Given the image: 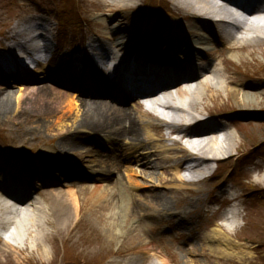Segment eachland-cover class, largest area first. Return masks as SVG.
<instances>
[{
	"label": "rangeland",
	"instance_id": "374dc122",
	"mask_svg": "<svg viewBox=\"0 0 264 264\" xmlns=\"http://www.w3.org/2000/svg\"><path fill=\"white\" fill-rule=\"evenodd\" d=\"M151 1L135 0L129 9L114 15V12L108 10L107 7L110 4L105 5V0L103 2L101 0H0V45L8 44L10 46L15 41L18 42V40L12 39L13 27L18 21L27 19L23 25L32 27L38 18L41 23L43 19L49 21L51 28L48 33L49 37L55 38L59 35L60 40L61 35L60 44L53 56L55 65L60 60H68L73 50L78 51L77 48L82 46L87 33L97 32L101 35L103 33L107 36L113 35L114 40L111 44H114L116 39H119L117 41L119 43L120 35L128 34L126 31L137 34L136 38L144 46L151 44L156 36H161L164 40L168 37L171 41L183 39V36L188 34V30L183 25L190 20L180 10L172 6L170 0H155L152 4ZM54 15L61 18L62 22L59 24V28L57 21L53 20ZM260 19L258 17L254 22H258L259 25L260 23L264 24V21ZM167 33H170V36L166 35ZM150 36L153 37L152 40H149ZM211 36L212 38L205 34V37L202 36V42L198 43L196 42L198 38H190L186 46L188 49L191 48L192 53L181 52L180 49L183 46H179L174 56L177 58L179 55H184L191 57L192 62L204 61L203 64L206 65L214 63L215 68L220 70L221 74H227L234 78L239 87L248 88L252 93V95L244 97L238 95L239 99H236L229 92L223 90L218 93L212 92L210 98L205 100L208 110L226 113L224 116L226 122L233 117L234 109L243 105L242 98L246 104L257 107L255 115H251V118H244L240 127L236 129L233 127L234 129L231 130L239 139L238 150H233L230 158H227L228 154H225L223 161L217 162L221 164L219 167L215 164L216 162L210 163L208 166L213 171L212 173L215 172V175L220 176L219 183L228 181L226 185L231 186V193L238 195L236 207L233 205L239 210L240 217L235 219L229 214L230 219L225 222L222 214L230 207L218 202H211V198L207 197L210 188L219 184L212 180L215 179V175L209 182L204 181L196 186L184 183V186H192L200 190L197 192L198 196L187 197V201L193 207L202 206L199 213L186 211L164 215L165 218L162 220L157 216L143 213L136 219L130 215L125 216L116 211L110 203L114 197H117L118 193L115 191H121L122 185L125 189L132 186L126 182L125 176L120 177V174H123L122 171L103 165L107 170L113 172L109 180L102 183V186L108 190L112 197L108 199L109 206L106 208L105 204L99 203L94 198L96 194L91 191L92 187H96L93 186L96 181L85 178L84 173H89L90 170L84 166L85 163L76 159L74 156L76 152L71 151L66 154L76 160L65 159L72 161L73 166H69V168L60 166L65 171L64 175L57 170H52L34 177L32 181L36 184L37 191L42 194L45 205L48 207L46 209L49 211L48 213H41L40 216L27 209L26 203L11 207L18 208L19 223L24 219L25 223L29 225V220L25 219L27 214L37 217L36 225L40 222L39 228L42 230L38 238L43 242H40L39 239L35 244L34 236L30 235L25 237L24 242H21L17 237L14 238L18 232L17 226L11 222L12 220L5 226V223L14 216H10L8 212L0 211V226L2 230L6 231L5 236L8 237L7 239L0 238V264H115L112 263L113 260L119 264H123L122 262L126 264L128 258L134 256V253L138 256L137 264H149L154 260L163 264H264V191L261 198L254 194V191L258 194L260 190H264V42L260 43L259 47H252L249 44L243 48H227L222 50L219 56L220 44L218 42L220 39L214 38L213 31ZM5 38L13 41L7 43ZM104 39L106 40L105 37ZM74 41L81 43L74 44ZM121 42L124 45L125 42L129 43L130 39ZM119 47H121V43ZM221 58L223 61L220 60ZM51 68V66L36 68L31 73L33 80L30 81V85H34L35 88L47 86L58 91L59 88L52 84L59 87L60 85L47 75L48 71L54 72ZM96 72L91 69L90 65H86L85 74L99 78L98 74H92ZM218 74L221 76L220 73ZM220 78L219 80H222V76ZM0 82V88L9 84L7 89L12 92L21 86L19 80L16 81L9 76L1 79ZM21 83L23 84V82ZM173 92L174 90H172ZM253 94H256V98ZM50 96L53 97L49 91L38 92V94L35 91L21 107L16 108L13 103L10 110L6 108L4 114H0V156L4 155L5 159H9L11 162L41 161L43 164L47 163L46 152L53 150L54 146L56 147L55 143L59 141L57 138L59 135L56 134L75 124H80L75 122L80 121L81 114L76 112L75 106H73L72 111H64V116L57 120L54 126L51 125V122H49L51 124H47L53 126L52 133H47L46 129L41 128L40 125L44 127L42 122H46L44 118L48 114L51 115L55 109V105L52 103L53 98ZM173 96L175 97V94ZM175 99L177 100V98ZM176 100L169 103H179ZM129 105H131L130 102H128ZM156 109L158 111H154L156 114L168 112L161 106H157ZM52 115L51 117H53ZM183 115L180 116L183 117ZM146 118L150 122L154 121L152 118ZM56 119L55 116L53 120ZM106 121L111 126L116 123L110 117H107ZM122 123L124 124V121ZM154 125L155 128L150 129L153 130V139L157 141V145L162 148H171L169 136L163 135L166 127L161 126L160 123L157 124V121H154ZM230 128L232 127H229V130ZM160 129H163V133L159 134L158 130ZM111 130L112 128L108 126L110 133H112ZM105 135L99 133L94 140L100 146L108 149L109 139ZM65 149L67 150V148ZM124 155L132 157L130 154ZM167 157L171 159L176 157L177 160L179 154L168 153ZM137 159L138 157L135 160ZM147 162L155 164L151 158L147 159ZM131 166L139 174L138 181L146 187L150 186L151 184L146 185L149 183L147 180L150 179L148 174H141L143 171L141 163L132 162ZM53 177L55 179H52ZM71 181L76 184L71 185ZM157 190L165 189L158 185ZM144 192V188L134 191L140 195ZM143 203L145 204V202ZM207 204H209V208L205 209L204 205ZM146 210L149 212L148 209ZM178 210L183 211L182 209ZM14 218V221L18 220L16 217ZM235 221L238 226L231 231L230 227ZM221 222L225 223V226H221V228L219 226L220 230L231 235V238L242 250V255L230 252L215 254L205 246L204 235L213 229H218ZM16 224L18 223L16 222ZM180 224H183L184 227L180 228ZM34 229L36 226L30 228L33 235L38 232ZM0 233L4 234L2 231ZM43 250L47 253H44ZM51 261L52 263H50Z\"/></svg>",
	"mask_w": 264,
	"mask_h": 264
},
{
	"label": "bare ground",
	"instance_id": "6f19581e",
	"mask_svg": "<svg viewBox=\"0 0 264 264\" xmlns=\"http://www.w3.org/2000/svg\"><path fill=\"white\" fill-rule=\"evenodd\" d=\"M101 1L103 2L104 0ZM105 1V5L110 4L107 8L109 11L114 12V15L122 10L129 9L133 5L132 3L135 2V0ZM170 1L172 6L180 10L182 14L190 20L188 23L184 24L183 27L188 30V34L191 38H198V41H196L197 43L202 42V36L208 31V26L212 25L219 27V32L216 31L218 37L225 36V47L222 50L237 47L243 48L247 47L249 44L252 47H259L260 43L264 42V24L260 23L259 25L258 22H254L258 17L261 18L260 20L264 21V0H220L221 3H218L217 0ZM230 6H233L236 10L232 9ZM237 10L245 13V17L238 20L234 25L235 32H238L240 34L239 36L229 34L226 28L223 27V25L227 26L226 24H232L231 20H236L235 15L238 14ZM135 21L137 20L135 19ZM26 22L27 19H23L22 21H18L13 27L12 39L18 40V42L15 41L14 44L10 45V47H14L12 48L13 50L10 51L14 56L20 55L18 51L17 53L15 52V48H18L21 53H26L28 49H36V45L32 43V41L36 39V36L32 35L34 30H39L38 33L43 39L48 37V34H46L48 31L47 28L44 26L41 28H37L36 26L27 27L23 25ZM126 33L128 34L120 35L121 40L117 43L119 39H116L112 47L114 48L119 45L123 40L130 39V42H125L118 51L128 53L132 56V59L129 61L126 68L123 67L121 70L113 72V80L110 84H103L97 80L90 79L88 75H85V78L82 77L84 82H78V80L75 79L76 70L67 65V60H65L56 65L52 64L51 70L54 72L48 71L47 74L48 77H52L56 80V83L60 84V87L56 84H52L59 88L58 91L47 86H38L35 88L27 84L24 85V87H22L23 85L21 84L15 92L7 89L9 84H5L6 86L4 88H0V114H4L6 108L10 110L13 103H15L16 108L21 107L35 91H37V94L38 92L49 91L53 95V97L50 96V98H53L52 103L55 105V109L52 111L53 115L51 114L53 117L48 114L47 117L44 118L47 123L42 122L44 127L40 125L41 128L46 129L45 131L47 133L53 132L55 122L64 116L65 110L72 111L73 106H75V111L81 114L80 121L75 122L80 124H75L71 126V128L61 130L60 133L56 134L59 135L57 137L59 141L55 143L58 148L57 153L67 158L62 148H67L65 152L68 153H71V151L76 152V155H74L76 159L85 163L86 168L91 169L92 173H97L99 168L107 172L111 171L107 170L103 165L108 168L120 170L122 171L121 173H123L120 174V177L123 178L125 176L127 178L126 182L132 185L126 189L122 185L121 191H115L118 195L114 197L110 203L116 211H119L125 216L130 215L131 217H135V219L143 213L157 216L160 220L165 218L164 215L184 213L186 211L199 213L202 206L193 207V205L187 201V197L198 196L197 192L200 190L192 186H184V181L194 186L199 185L204 182L205 176L203 175L208 172L210 163L221 161L225 154H228L227 156L230 158L232 156V151L238 150L239 142L237 135L231 130L240 127V125L243 124L244 118H251V115H255L254 113L257 111V107L246 104L244 98H242L241 102H243V105L234 109L233 117L230 118L226 124L217 125L214 120L226 114L220 111L208 110L205 106V100L210 98L212 92L218 93L223 90L229 92V94L236 99H239L237 98L238 95L244 97L245 95H252V93L249 92L248 88L244 89L243 87H239L234 78L227 74H221L220 70L214 67V63L206 66L204 71L199 73L195 72L197 67L193 64L194 62L191 61V58H186V61H176V58L172 56L179 46L184 45L180 49L181 52L186 54L189 53V49L184 44V38L171 41L168 37L164 40L161 36H156L155 38L150 36L149 40H152V38L154 40L149 44V48H147L142 45L137 38L134 39L135 34L129 35L128 31H126ZM166 35L170 36V33ZM103 36L106 38V44H104L103 40L100 38L98 40V47L101 48H95L94 51L104 58H110L113 62L115 61V57H112V52L107 49L106 46L114 40V36H107L105 33H103ZM214 36L217 38L216 35ZM209 37L212 38V36ZM162 43H164L165 48H158ZM185 47L186 49L184 50ZM159 50L160 53L158 57H152L155 56ZM13 54L10 55V53H8L7 56L11 60H14ZM220 60L223 61L222 58ZM155 64H159L160 71L154 69L158 67L155 66ZM169 65H172L174 68H170ZM12 68L13 66L7 58L4 59L3 62H0V81L1 77H3L1 75L2 71L5 69L7 71H12ZM223 72H225V69H223ZM17 73H20V71L17 70ZM218 73L221 74L222 80H219L221 76ZM183 80H187V83L182 84ZM69 83H73V85ZM172 83L177 84L173 93L172 91H167L168 88L158 91L159 88L167 87ZM94 87H97V89H94ZM156 91H158V93H163L153 96ZM141 92L144 93V96L148 97L143 101V103L145 102L148 105V110H144L142 108L143 103L140 102L134 103L131 105L132 107L126 106L125 101L129 99V97L135 96ZM164 94L165 96L163 97ZM173 94H175V97ZM253 96L256 98V94H253ZM175 98H177V100ZM174 100L179 103H169ZM108 104L114 107H110L111 105ZM65 106L68 109H66ZM157 106L167 108L171 110V112L156 114L155 112H158L156 109ZM178 114H187L188 118L184 119ZM55 116L57 119L53 120ZM147 116L163 122L166 126V130L177 136V138L169 137V141L171 142L170 145H172L171 148H162L157 145V141L153 139V130L150 129L152 128L153 122H150V120L146 118ZM202 116L207 117L202 118ZM107 117L114 119L116 123L111 126L109 122L106 121ZM122 121H124V124ZM120 123L122 124L120 125ZM108 126L112 128V134L120 141V143L117 144L118 148H110L112 151L109 149L101 151L89 149L88 142L93 141L91 134L108 133ZM229 127L232 128L229 130ZM68 141L70 143L69 145ZM124 148H126L125 150L127 151L134 150L132 156L138 157V159H126L123 151ZM80 150H84V152H80ZM139 150H141V152H139ZM169 152L178 153V159L176 160V157H173V159L168 158L167 154ZM146 154L148 156H146ZM50 157L49 165L52 166V163L55 162V158L51 153ZM70 157L73 158L72 156ZM150 157L155 158L154 160L156 161L153 160L155 164L147 162V159ZM186 160L193 162L191 163L193 167L186 170L188 172L187 176L181 173V164ZM132 162L135 164L137 162L141 163L143 168L141 174H148L150 179L147 180L149 183L146 185L151 184L150 186L146 187L138 181L139 174L132 168ZM37 171L41 173L45 172V167L41 162H38L36 166L33 163L27 165L25 162H11V160L5 159L4 155L0 156V184L2 183L0 185L1 212H8L10 216H14L18 219V208H15V210L11 207H16L17 204L21 203H23V205L26 203L25 207L27 209L34 213H38L40 216L41 213L46 214L49 212L46 210L48 207L45 205L42 194L39 193L35 195V193H33V190L36 189L34 186L35 183H32L33 180H29L31 179V175L38 174ZM105 174L106 173L99 174V180L102 181L101 183L94 184L93 186L96 187H92L91 191L96 194L94 198L98 200L99 203L105 204L106 208H108V199L111 195L108 190L102 186V183H104L103 181H108L109 179ZM26 175L29 176L26 177ZM21 180H24L26 185H23ZM10 182L19 183L20 186L27 189V191L24 192L27 196L26 194H18L20 192L12 190L10 188ZM158 185L165 190H157ZM214 186H216V184ZM114 187H116V185H114ZM140 188L145 189L143 194L134 193L136 189ZM210 195L214 202H229L233 204L237 201L238 196L231 193V187L225 184L212 189ZM140 197H143V200ZM143 202H145V204ZM233 204L232 206L227 205L230 209L228 208V210L222 214L225 222L229 221V214L234 216L235 219L240 217L239 210L235 208L236 205L234 204V207ZM204 208L208 209L209 204L204 205ZM146 209H148L149 212H146ZM178 209H182L183 211ZM14 217L10 218L5 223L6 226V224L12 220L11 222L17 226L18 235L16 234L14 238L17 237L21 242H24L27 235L34 236L35 239L33 242L37 244L40 239L38 236L42 233V230L39 228L41 223L37 221L38 224L36 225L35 222L37 217H31V215L27 214L25 219L29 220V225L25 223L24 219L21 223H19V219L14 221ZM16 222L18 224H16ZM224 224L225 223L221 222L220 225H218V229H213L210 233L204 235V240L206 241L205 246L208 247L209 251L215 254L230 252L231 254L242 255V250L231 238V235L220 230L221 226H225ZM34 226H36L34 231L37 230L38 232L33 235L30 228H34ZM237 226L238 224L235 221L234 224L232 223L230 230H234ZM179 227L182 228L184 225L180 224ZM19 231L21 232L19 233ZM40 242H43V240L40 239ZM43 252L47 253L44 250ZM133 255L134 256L128 258L129 260L126 261V264H137L138 256H136V253ZM52 261L50 263H52ZM114 261L115 260H113L112 263L119 264ZM122 263L125 264L124 262ZM149 264L163 263L154 260Z\"/></svg>",
	"mask_w": 264,
	"mask_h": 264
},
{
	"label": "trees",
	"instance_id": "16d2710c",
	"mask_svg": "<svg viewBox=\"0 0 264 264\" xmlns=\"http://www.w3.org/2000/svg\"><path fill=\"white\" fill-rule=\"evenodd\" d=\"M263 191H264V190H260V191L258 192V195H259L258 197H259V198L262 197Z\"/></svg>",
	"mask_w": 264,
	"mask_h": 264
}]
</instances>
